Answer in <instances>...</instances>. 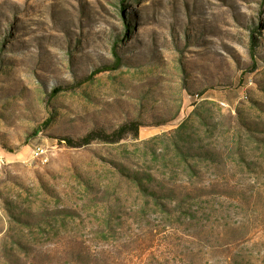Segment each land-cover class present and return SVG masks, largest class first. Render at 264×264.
<instances>
[{
	"label": "rangeland",
	"instance_id": "obj_1",
	"mask_svg": "<svg viewBox=\"0 0 264 264\" xmlns=\"http://www.w3.org/2000/svg\"><path fill=\"white\" fill-rule=\"evenodd\" d=\"M0 264H264V0H0Z\"/></svg>",
	"mask_w": 264,
	"mask_h": 264
},
{
	"label": "trees",
	"instance_id": "obj_2",
	"mask_svg": "<svg viewBox=\"0 0 264 264\" xmlns=\"http://www.w3.org/2000/svg\"><path fill=\"white\" fill-rule=\"evenodd\" d=\"M118 63H116L114 66H117ZM105 66H108V65H105ZM107 68V67H106ZM110 68H113V67H110ZM98 71V70H96ZM95 72V71H94ZM133 126L137 127V124H133ZM127 125H122L120 126L119 128L115 129L112 133H111V136L112 138L109 139V141H112V140H118L122 137V131L124 128H126ZM93 132L94 131H91L89 132L88 134L85 135V137L81 140L82 143H87L89 142L92 138H93ZM96 132V131H95ZM99 134H101L99 132ZM69 142H71L69 139H67Z\"/></svg>",
	"mask_w": 264,
	"mask_h": 264
},
{
	"label": "built area",
	"instance_id": "obj_3",
	"mask_svg": "<svg viewBox=\"0 0 264 264\" xmlns=\"http://www.w3.org/2000/svg\"><path fill=\"white\" fill-rule=\"evenodd\" d=\"M32 152L34 157H36L40 162L47 161L46 147L44 145H35Z\"/></svg>",
	"mask_w": 264,
	"mask_h": 264
},
{
	"label": "bare ground",
	"instance_id": "obj_4",
	"mask_svg": "<svg viewBox=\"0 0 264 264\" xmlns=\"http://www.w3.org/2000/svg\"><path fill=\"white\" fill-rule=\"evenodd\" d=\"M46 162V161H45Z\"/></svg>",
	"mask_w": 264,
	"mask_h": 264
}]
</instances>
